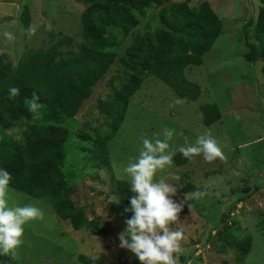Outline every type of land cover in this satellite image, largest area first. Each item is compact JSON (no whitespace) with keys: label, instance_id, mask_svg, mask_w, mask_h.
<instances>
[{"label":"rangeland","instance_id":"rangeland-1","mask_svg":"<svg viewBox=\"0 0 264 264\" xmlns=\"http://www.w3.org/2000/svg\"><path fill=\"white\" fill-rule=\"evenodd\" d=\"M183 2L159 0V5L154 4L139 17L138 27L128 36L108 28L105 36L116 41L106 49L114 53L115 64L78 114L58 123L69 132L62 166L65 189L74 206L95 224V231H75L56 216L51 205L10 189V206L32 204L45 216L24 225V243L17 260L0 256V264H81L79 255L105 264H141L133 253L119 247L118 234L126 226L113 183L129 181L123 171L129 158L139 155L144 138L152 139L158 133L157 138L163 139L166 127L175 129L169 141L173 150L185 146L186 138L195 143L198 136L208 133L226 157L209 163L197 156L185 165L158 171L154 178L174 185L177 192L171 198L184 202L179 220L170 226L172 230L183 229L185 236L178 264H264V94L255 80V62L245 57L248 43L253 41V35H247L253 16L249 0L188 3L191 9L208 4L222 23V31L202 57V64L183 71L188 82L199 86L200 97L196 101L181 99L162 81L145 76L129 100L119 129L106 144L109 166L98 167L93 160V147L102 141L99 136L109 134L112 117L107 113L108 103L131 74L120 63L123 50L137 38H153L163 27L162 10ZM85 8L80 0H0V87L11 79L10 85H16L22 58L36 52L50 54L61 37H70L68 48L75 51L83 42L80 18ZM164 16L170 21L168 13ZM5 28L14 34V41L4 39ZM177 99L182 103L175 104ZM212 104L218 107L221 118L205 126L200 107ZM43 121V117L37 118V122ZM25 131L26 123H22L7 133L16 140L23 139ZM174 175L179 179H173ZM186 184L192 191L182 197L179 192ZM197 191L203 196L193 198L191 194ZM247 236L252 237V243L239 263L236 246ZM126 239L130 241V237Z\"/></svg>","mask_w":264,"mask_h":264},{"label":"trees","instance_id":"trees-1","mask_svg":"<svg viewBox=\"0 0 264 264\" xmlns=\"http://www.w3.org/2000/svg\"><path fill=\"white\" fill-rule=\"evenodd\" d=\"M86 8L80 24L83 42L73 51L68 47L70 37L59 38L50 54L36 52L22 58L18 67V81L10 85L11 79L0 90V168L12 174L10 189L27 197L49 204L56 216L69 222L73 230L85 228L95 231V224L89 221L81 208H77L68 197L62 173L65 160V145L69 132L58 123L64 118L75 117L96 85L115 64V55L106 49L113 46L115 39L106 37L108 28L119 29L128 36L139 25V17L159 0H80ZM171 2L172 0H165ZM191 0L172 4L162 10L163 27L154 32L153 38H137L125 47L120 63L131 74L115 92L108 103L107 113L112 117L109 134L99 136L102 141L93 147V160L98 167H108L109 157L106 144L117 132L124 120L129 100L140 89L145 76H153L168 86L174 94L190 101L200 97V89L183 77L189 66H200L202 57L208 53L222 31V23L208 4H200L197 9L188 7ZM260 13L256 25L248 24L247 35H253L248 43L246 59L252 63L263 61L264 75V0H260ZM169 14L170 21L163 18ZM9 86H18L21 95L8 99ZM39 97L40 117L46 121L37 122L29 111L28 100L33 93ZM264 94L263 91H261ZM3 100H2V99ZM202 122L211 126L221 118L216 105L200 107ZM22 123H26L23 139L8 135ZM55 126H48V124ZM189 162L179 152L174 156V164L182 166ZM114 195L119 203L121 220L130 219L129 181L115 180ZM189 184L180 190V196L191 192ZM252 237L247 236L237 243L238 261L247 256ZM81 264H105L99 260L79 255Z\"/></svg>","mask_w":264,"mask_h":264},{"label":"clouds","instance_id":"clouds-1","mask_svg":"<svg viewBox=\"0 0 264 264\" xmlns=\"http://www.w3.org/2000/svg\"><path fill=\"white\" fill-rule=\"evenodd\" d=\"M49 29L51 25H48ZM2 35L6 41H14V34L4 29ZM21 95L18 86H9L8 99L14 100ZM35 92L28 100L29 111L33 118L40 115L42 107ZM182 101L177 99L175 104ZM175 129L164 128L163 139L154 134L152 139L144 138L142 148L137 157H130L123 171L129 178L130 208L133 215L126 220V229L118 234L119 247L133 253L141 264H178V255L183 253L181 241L185 239L183 229L172 230L171 225L179 220V214L184 202H175L173 197L177 188L160 179L154 178L158 171L174 166V156L178 151L190 162L194 157L201 156L206 162L223 161L226 157L216 139L205 133L196 138L195 143L185 139V146L173 150L169 141L173 139ZM12 174L0 168V256H8L17 260L18 249L24 243V225L29 221L43 220L45 213L32 204L25 206H10L9 192ZM178 180L179 176L174 175ZM200 198L203 193L197 191L191 194ZM126 237H130L126 239Z\"/></svg>","mask_w":264,"mask_h":264},{"label":"water","instance_id":"water-1","mask_svg":"<svg viewBox=\"0 0 264 264\" xmlns=\"http://www.w3.org/2000/svg\"><path fill=\"white\" fill-rule=\"evenodd\" d=\"M178 1H182V0H172V2H178ZM249 1L253 9L252 24L256 25L259 18L261 1L260 0H249ZM262 67H263V61L260 60L254 63V76L260 91L264 90V75L262 72Z\"/></svg>","mask_w":264,"mask_h":264}]
</instances>
